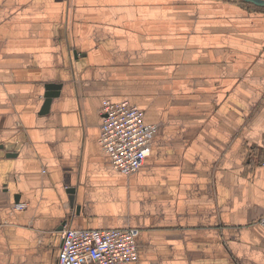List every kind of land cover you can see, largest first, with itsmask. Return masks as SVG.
Wrapping results in <instances>:
<instances>
[{
  "label": "crops",
  "instance_id": "1",
  "mask_svg": "<svg viewBox=\"0 0 264 264\" xmlns=\"http://www.w3.org/2000/svg\"><path fill=\"white\" fill-rule=\"evenodd\" d=\"M105 99L158 126L136 172ZM263 218L264 7L0 0V264H58L65 224L138 227L129 264H264Z\"/></svg>",
  "mask_w": 264,
  "mask_h": 264
},
{
  "label": "built area",
  "instance_id": "2",
  "mask_svg": "<svg viewBox=\"0 0 264 264\" xmlns=\"http://www.w3.org/2000/svg\"><path fill=\"white\" fill-rule=\"evenodd\" d=\"M101 145L114 165L129 174L144 163L158 126L144 111L126 100L105 99L102 105ZM17 204L16 208L24 207ZM264 223V218L261 220ZM138 227L75 228L65 224L58 264H129L138 259Z\"/></svg>",
  "mask_w": 264,
  "mask_h": 264
},
{
  "label": "water",
  "instance_id": "3",
  "mask_svg": "<svg viewBox=\"0 0 264 264\" xmlns=\"http://www.w3.org/2000/svg\"><path fill=\"white\" fill-rule=\"evenodd\" d=\"M243 1L264 7V0H243ZM54 95H57V92H53V91L47 92V95H46V97H47V99H46L47 103L46 104L47 105L50 103V100H51L52 96H54Z\"/></svg>",
  "mask_w": 264,
  "mask_h": 264
}]
</instances>
